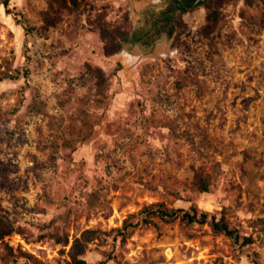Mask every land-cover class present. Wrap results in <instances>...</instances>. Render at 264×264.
I'll list each match as a JSON object with an SVG mask.
<instances>
[{
  "label": "rangeland",
  "instance_id": "374dc122",
  "mask_svg": "<svg viewBox=\"0 0 264 264\" xmlns=\"http://www.w3.org/2000/svg\"><path fill=\"white\" fill-rule=\"evenodd\" d=\"M8 1L0 264H62L87 228L98 264H264V0H195L180 26L155 25L171 0ZM102 24L134 40L106 54ZM159 200L224 214L253 241L158 216L122 238Z\"/></svg>",
  "mask_w": 264,
  "mask_h": 264
},
{
  "label": "trees",
  "instance_id": "16d2710c",
  "mask_svg": "<svg viewBox=\"0 0 264 264\" xmlns=\"http://www.w3.org/2000/svg\"><path fill=\"white\" fill-rule=\"evenodd\" d=\"M211 1L213 3H210ZM214 1L215 0H200V2L207 3L208 9L211 8ZM3 3L7 12L12 13L15 18H18L17 16L19 13L13 11L9 7V1L4 0ZM194 3L195 0H171L169 7H167L166 10H163L161 16L156 19L155 25L163 23V26H166L168 23H175L177 26H180L182 23L179 15L182 13L180 12L175 14V10H186ZM207 19L208 23L211 21L216 22L218 20L217 10L211 9ZM99 29L102 40L104 41V52L106 54H112L117 51L120 48L121 40H134L128 29L108 28L103 24L99 25ZM9 78H14V76L9 75ZM195 182L200 191L208 190V181L200 170H196L195 172ZM135 216H138V220L136 222L131 220ZM152 216H158L165 220L180 218L191 224L208 223L214 230L226 234L235 243L241 245H246L253 241L251 235L242 234L237 227L231 225L224 214L217 215L216 213H212L208 210L198 209L195 205H190L188 208L170 207L164 200L150 202L144 205L137 213L130 214L124 219L121 227L117 228V231L122 238H124L132 227L137 226L141 221H148ZM10 230L11 228L8 223L0 221V238H2L6 233H9ZM93 234L94 230L87 228L84 229L78 236H75L68 251L69 258L65 259L62 264H98L96 262H90L84 257V254L90 248L91 240L94 237ZM67 243L68 240L66 239L64 244ZM253 262L254 264H258L256 259H254ZM9 264H17V260L12 259V262Z\"/></svg>",
  "mask_w": 264,
  "mask_h": 264
},
{
  "label": "bare ground",
  "instance_id": "6f19581e",
  "mask_svg": "<svg viewBox=\"0 0 264 264\" xmlns=\"http://www.w3.org/2000/svg\"><path fill=\"white\" fill-rule=\"evenodd\" d=\"M163 49L159 50V51H162Z\"/></svg>",
  "mask_w": 264,
  "mask_h": 264
}]
</instances>
